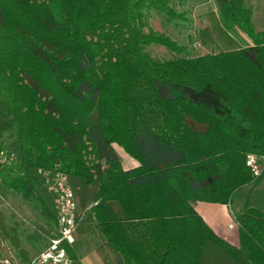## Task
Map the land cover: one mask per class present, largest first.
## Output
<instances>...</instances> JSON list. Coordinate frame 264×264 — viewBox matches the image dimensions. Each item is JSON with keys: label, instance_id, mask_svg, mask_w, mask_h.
<instances>
[{"label": "trees", "instance_id": "16d2710c", "mask_svg": "<svg viewBox=\"0 0 264 264\" xmlns=\"http://www.w3.org/2000/svg\"><path fill=\"white\" fill-rule=\"evenodd\" d=\"M170 2L0 0V152L14 156L0 161V184L54 230L44 171L65 173L89 207L80 233L125 264H264V211L244 201L235 247L189 202L231 204L264 174L245 165L264 156V32L246 0H215L223 28L250 44L188 57L149 26L153 12L187 24ZM196 36L215 45L207 26ZM150 45L175 56L153 57ZM113 143L138 166L124 170ZM0 237L22 262L32 257L1 213ZM44 240L37 229L26 237L34 255Z\"/></svg>", "mask_w": 264, "mask_h": 264}, {"label": "rangeland", "instance_id": "374dc122", "mask_svg": "<svg viewBox=\"0 0 264 264\" xmlns=\"http://www.w3.org/2000/svg\"><path fill=\"white\" fill-rule=\"evenodd\" d=\"M170 3L176 11L185 12L187 14V24L184 25V27L174 28L163 16L153 12L149 20V26L155 31L169 35L176 42L186 45L188 57L200 56L212 51L217 52L218 50H235L250 44V41L238 30L230 33L223 28L215 0H171ZM246 5L252 9V20L255 29L264 32V0H246ZM206 26L210 28L215 39V45L213 46L201 44L196 36V30ZM147 51L158 59H171L175 56L174 53L168 51L161 45H150ZM196 127L205 129L203 125H196ZM114 147L119 155L121 166L132 164L131 161H133L134 158L116 143H114ZM76 199L81 211L82 206H80L78 198ZM246 199H248L253 206L264 211V174L259 182L247 184L236 192L230 204L232 212L235 215L240 212ZM85 206L84 210L86 212L89 207L87 205ZM0 213L6 225L17 227L21 235L23 247H25L32 256L34 255V251L26 241L28 234H33V231L37 229L44 235L45 240L40 242L41 247L39 250L43 249L44 246L48 244V238L45 236L47 228L38 214L33 211L19 194L9 192L1 184ZM49 230L53 233V230ZM94 241V236L89 237L86 234L80 233L78 229L76 242L73 247L81 244L82 248H87L92 245ZM66 249L67 258L63 264H76L77 257L75 252L72 251L69 246H67ZM17 262L22 264L25 263L21 261L15 249L12 248L6 240L0 237V264H15Z\"/></svg>", "mask_w": 264, "mask_h": 264}, {"label": "built area", "instance_id": "2783aa9c", "mask_svg": "<svg viewBox=\"0 0 264 264\" xmlns=\"http://www.w3.org/2000/svg\"><path fill=\"white\" fill-rule=\"evenodd\" d=\"M12 158H14L13 154L8 156L0 152L1 162ZM245 165L253 176H259L264 170V156L249 153L246 155ZM44 177L49 190L54 194L57 225L53 234L48 237V244L24 264H63L67 258L66 247L75 243L78 227L85 214L84 209L81 211L79 209L78 201L65 173L45 170Z\"/></svg>", "mask_w": 264, "mask_h": 264}, {"label": "crops", "instance_id": "0c3cea01", "mask_svg": "<svg viewBox=\"0 0 264 264\" xmlns=\"http://www.w3.org/2000/svg\"><path fill=\"white\" fill-rule=\"evenodd\" d=\"M209 25V24H208ZM118 158L119 155L112 144ZM132 164L122 166L124 170H129L138 166V161L133 159ZM190 205L200 215L204 222L222 239L230 245L239 246V231L234 213L230 204H222L210 201L190 200ZM47 228V227H46ZM45 236L48 238L50 230L47 228ZM95 241L87 248H82L81 244L76 247L69 246L77 257L76 264H125L121 254L113 246L99 236H94ZM76 242V241H75Z\"/></svg>", "mask_w": 264, "mask_h": 264}]
</instances>
